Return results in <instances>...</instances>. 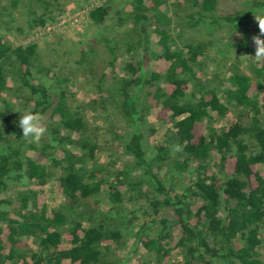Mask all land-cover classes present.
I'll return each mask as SVG.
<instances>
[{"label": "trees", "instance_id": "16d2710c", "mask_svg": "<svg viewBox=\"0 0 264 264\" xmlns=\"http://www.w3.org/2000/svg\"><path fill=\"white\" fill-rule=\"evenodd\" d=\"M94 1L88 18L102 24L113 0ZM130 1L129 55L120 60L118 44L109 45L110 70L102 75L116 84L111 108L115 125L127 131L115 137L130 159L114 172L98 162L102 145L82 104L38 76L48 70L35 64L38 42L24 41L65 12L49 13L52 2L41 0L44 11H29L28 32L13 43L0 35V93L9 89L12 71L27 110L58 120L41 146H24L18 113L7 100L0 106V264H126L108 258L126 216L154 264H264V61L252 63L251 74L236 65L225 87L210 84L201 67L207 42L177 41L161 9L165 0ZM235 1L179 3L188 7V25L212 33L227 23L235 39L243 37L233 45L247 50L253 41L243 24L264 11V0ZM152 111L166 125L161 142H151ZM231 112L233 120L222 124ZM23 178L25 187L7 196ZM51 179L64 196L62 206L43 201ZM125 198L132 209H124ZM83 203L89 209L78 212ZM27 236L35 248L21 245Z\"/></svg>", "mask_w": 264, "mask_h": 264}, {"label": "rangeland", "instance_id": "374dc122", "mask_svg": "<svg viewBox=\"0 0 264 264\" xmlns=\"http://www.w3.org/2000/svg\"><path fill=\"white\" fill-rule=\"evenodd\" d=\"M50 1L52 2V0ZM179 2L180 0H165L161 9L168 13L171 20V30L174 32L177 41L203 40L207 42L201 67L203 77L208 83L215 85L224 82V87L227 86L226 78L236 65L241 71L252 73L250 66L256 61L251 58L255 52L254 43L247 50L234 46L233 42L235 40L241 41L243 37L240 36L235 39L227 23L216 28L212 33H207L201 25H188L186 22L188 7L185 8ZM233 2L236 1L230 0V3ZM95 3L94 0H62L58 6L52 2L49 13L58 14L60 13L59 9H61L65 14L46 26H39L34 31L29 32L24 41L38 42L35 64L48 69L38 73V76L44 77L58 91L65 89L73 93L78 103L82 104V112L90 122L92 133H96L98 142L102 145L98 162L104 165L109 172H114L130 159L123 141L115 137L116 132L124 135L127 131L126 128L115 125V112L111 108L113 105L112 95L115 94L113 90H115L116 84L112 86V82L102 75L110 70L108 64L111 58L109 45L118 44L116 52L120 60H124L129 55L125 50L124 39L126 37L125 31L129 29L127 17L132 12L133 3L130 0H113L111 2L113 7L111 14L102 24H95L88 18V9ZM30 10L44 11L41 0H0V35L4 36L8 42L13 43L21 34L28 32ZM258 15L264 16V11L252 13L243 24V28L251 38L261 35L255 18ZM121 17L123 18L122 21L119 20ZM151 31L152 36L155 37L153 28ZM83 52L85 53L84 57H82ZM7 85L9 89H4L0 93V106L3 105L4 99L10 102L14 110H27L29 107L26 103L27 99L22 96V91L17 90L19 81L12 71L8 74ZM108 87H111V92L106 89ZM104 100L105 103L108 101L106 106L102 105ZM154 113L155 111H152L149 116L150 122L156 127L155 140L151 141L153 143L161 142L166 138V125L155 119ZM233 116L234 114L231 112L221 118L220 122L229 124L233 120ZM57 121L55 117L44 116L40 123L45 128V132L40 140L33 142L31 137H25L24 146L30 143L41 146L44 140L50 136ZM164 171L163 168L162 172ZM179 179L180 183L185 182L182 177ZM26 182L28 180L25 178L14 180L6 195H14L17 189L25 187ZM55 182V179H51L47 183L46 193L42 195L43 201L47 203L49 208L62 206L65 201L63 194L55 186ZM134 205L125 198V210L132 209ZM79 206L78 212L89 209L84 203ZM102 207L104 205L101 204ZM127 217L129 216L122 218L123 221L120 224L122 237L110 246L108 258L113 261L124 259L126 264H154L151 257L142 251L140 243L135 240L132 234L134 230ZM21 245L35 248L36 242L32 236H27L23 238ZM261 255L264 259V241ZM223 263L222 260L216 262V264Z\"/></svg>", "mask_w": 264, "mask_h": 264}, {"label": "clouds", "instance_id": "9594fccd", "mask_svg": "<svg viewBox=\"0 0 264 264\" xmlns=\"http://www.w3.org/2000/svg\"><path fill=\"white\" fill-rule=\"evenodd\" d=\"M255 18L258 22L261 35L252 37L255 52L254 56L251 58L256 61H264V16L258 15ZM14 111L20 113L17 123L21 129V135L24 137H31L33 142L39 141L42 134L45 132V128L40 123V114L28 110Z\"/></svg>", "mask_w": 264, "mask_h": 264}]
</instances>
